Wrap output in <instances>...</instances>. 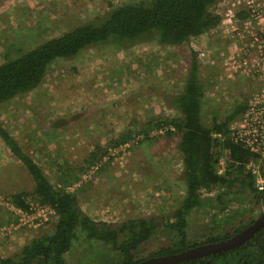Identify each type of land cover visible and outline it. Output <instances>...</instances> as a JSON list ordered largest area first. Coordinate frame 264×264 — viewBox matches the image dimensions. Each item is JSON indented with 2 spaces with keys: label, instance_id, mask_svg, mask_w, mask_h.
Wrapping results in <instances>:
<instances>
[{
  "label": "rangeland",
  "instance_id": "374dc122",
  "mask_svg": "<svg viewBox=\"0 0 264 264\" xmlns=\"http://www.w3.org/2000/svg\"><path fill=\"white\" fill-rule=\"evenodd\" d=\"M143 1L147 0H0V60L102 16L112 6ZM224 1L211 10L224 13L231 0ZM219 27L178 45H162L154 38L112 40L88 46L72 58L56 59L37 87L0 104V124L48 181L74 194L92 219L120 223L167 213L185 190L182 159L174 127H155L154 122L179 115L172 99L184 88L192 58L205 126L213 119L224 120L238 104L247 105L255 91L251 80L227 77L223 63L230 40ZM92 166L97 168L91 171ZM236 186L227 192L225 186L201 190V205L188 215L190 239L199 241L202 233H230L262 213L264 201L255 202L247 189ZM32 190L26 169L0 139L1 257L51 233L57 223L55 214L35 208L16 226L18 216L7 201L23 192L27 203L36 207ZM171 239V233L157 231L139 257ZM63 258L64 264H117L119 254L77 230Z\"/></svg>",
  "mask_w": 264,
  "mask_h": 264
},
{
  "label": "trees",
  "instance_id": "16d2710c",
  "mask_svg": "<svg viewBox=\"0 0 264 264\" xmlns=\"http://www.w3.org/2000/svg\"><path fill=\"white\" fill-rule=\"evenodd\" d=\"M217 1L147 0L112 6L104 15L47 38L15 57H3L0 60V104L37 87L54 60L72 58L91 45L149 38L162 45L187 42L219 24L220 16L211 10ZM201 96L197 63L192 58L184 88L172 99L179 115L168 121L154 122L155 127L161 123L171 124L174 127L172 133L179 138L177 148L182 159L183 196L167 213L127 218L120 223L96 221L85 214L76 196L53 186L38 163L0 124V139L32 180L34 201L49 206L57 215V223L51 233L31 239L14 255L0 256V264H64L63 255L69 250L77 230L82 231L88 240L109 245L119 254L117 264H137L150 257L179 253L226 239L252 223L254 219L223 235L202 233L199 241L188 237V215L201 205L203 189L225 186L227 190L224 192H227L228 189L237 190L238 184L248 190L255 202L260 203L259 199L264 201V193L254 188L252 177L243 167L250 154L239 145L227 141L223 144L230 151L232 163L223 175H218L215 170L212 133H226L231 121L238 117L246 104H238L224 120L213 119L209 126H205L201 121ZM151 124V121L146 122L147 128ZM217 197L221 199L222 195ZM10 200L16 207L27 208L23 192L13 194ZM157 231L171 233L173 239L170 244L139 257L141 247ZM174 264H264V226L234 249Z\"/></svg>",
  "mask_w": 264,
  "mask_h": 264
},
{
  "label": "built area",
  "instance_id": "2783aa9c",
  "mask_svg": "<svg viewBox=\"0 0 264 264\" xmlns=\"http://www.w3.org/2000/svg\"><path fill=\"white\" fill-rule=\"evenodd\" d=\"M224 2L219 0L212 6L219 7ZM212 11L220 16L217 26L221 25V32L230 40V50L223 63L227 77L251 80L255 90L245 109L228 126L227 132L212 133L215 140V170L218 175H223L232 163L230 151L223 144L227 141L239 145L250 154L243 164L245 172L252 177L254 188L264 193V0H231L224 13L219 9ZM137 140H129L123 145L128 147ZM96 168L92 166L91 171ZM7 203L18 216L16 226L23 224L24 217L32 215L34 211L31 210L35 208L57 217L55 211L47 205L37 203L34 207L27 203V208L21 209L14 206L11 200Z\"/></svg>",
  "mask_w": 264,
  "mask_h": 264
},
{
  "label": "water",
  "instance_id": "95a60500",
  "mask_svg": "<svg viewBox=\"0 0 264 264\" xmlns=\"http://www.w3.org/2000/svg\"><path fill=\"white\" fill-rule=\"evenodd\" d=\"M263 226L264 210L252 223H250L231 237L216 242L201 244L179 253L150 257L140 261L137 264H174L183 260H189L196 257H202L222 251L231 250L245 243Z\"/></svg>",
  "mask_w": 264,
  "mask_h": 264
}]
</instances>
